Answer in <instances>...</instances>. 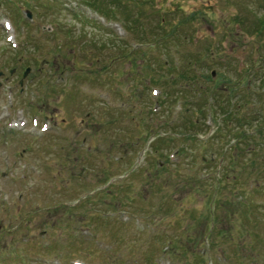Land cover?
Wrapping results in <instances>:
<instances>
[{"label":"rangeland","instance_id":"1","mask_svg":"<svg viewBox=\"0 0 264 264\" xmlns=\"http://www.w3.org/2000/svg\"><path fill=\"white\" fill-rule=\"evenodd\" d=\"M92 1L0 0V264H264V0Z\"/></svg>","mask_w":264,"mask_h":264},{"label":"trees","instance_id":"2","mask_svg":"<svg viewBox=\"0 0 264 264\" xmlns=\"http://www.w3.org/2000/svg\"><path fill=\"white\" fill-rule=\"evenodd\" d=\"M119 13H120V12H119ZM120 14H121V13H120ZM106 15H108V14H106ZM121 16H122V14H121ZM138 16H139V15H138ZM136 17H137V16H136ZM124 19H125V21L128 22V23L135 21V20L130 19L128 16H124ZM261 28H262V30H263V32H264V22H262V24H261ZM263 34H264V33H263ZM178 77H179L180 79H182V80H185V77L183 76V70H181V74H179ZM207 79H208V78H207ZM209 80H210V78H209ZM238 139H239V138H238Z\"/></svg>","mask_w":264,"mask_h":264}]
</instances>
